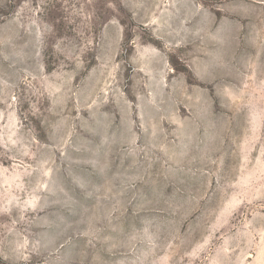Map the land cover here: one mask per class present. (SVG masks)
<instances>
[{"label": "rangeland", "instance_id": "1", "mask_svg": "<svg viewBox=\"0 0 264 264\" xmlns=\"http://www.w3.org/2000/svg\"><path fill=\"white\" fill-rule=\"evenodd\" d=\"M0 264H264V0H0Z\"/></svg>", "mask_w": 264, "mask_h": 264}]
</instances>
